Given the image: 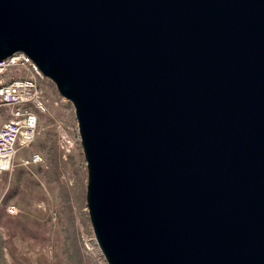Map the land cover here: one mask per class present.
<instances>
[{
  "label": "water",
  "instance_id": "1",
  "mask_svg": "<svg viewBox=\"0 0 264 264\" xmlns=\"http://www.w3.org/2000/svg\"><path fill=\"white\" fill-rule=\"evenodd\" d=\"M72 103L107 264H264V0H0V61Z\"/></svg>",
  "mask_w": 264,
  "mask_h": 264
},
{
  "label": "rangeland",
  "instance_id": "2",
  "mask_svg": "<svg viewBox=\"0 0 264 264\" xmlns=\"http://www.w3.org/2000/svg\"><path fill=\"white\" fill-rule=\"evenodd\" d=\"M18 76L26 75L12 70L2 79ZM40 84L46 110L38 114L36 137L0 173V264H107L87 208L88 171L74 107L52 81ZM7 119L2 106L0 125ZM62 132L73 141L67 150ZM32 155L41 161L26 164Z\"/></svg>",
  "mask_w": 264,
  "mask_h": 264
},
{
  "label": "built area",
  "instance_id": "3",
  "mask_svg": "<svg viewBox=\"0 0 264 264\" xmlns=\"http://www.w3.org/2000/svg\"><path fill=\"white\" fill-rule=\"evenodd\" d=\"M12 70L26 76L5 82L2 78ZM43 78L33 61L23 53L0 61V107L8 110L7 121L0 125V173L10 171L18 153L28 148L36 137L38 114L46 110L40 84ZM60 143L67 150L73 141L62 132ZM40 161L39 155H32L26 164Z\"/></svg>",
  "mask_w": 264,
  "mask_h": 264
},
{
  "label": "bare ground",
  "instance_id": "4",
  "mask_svg": "<svg viewBox=\"0 0 264 264\" xmlns=\"http://www.w3.org/2000/svg\"><path fill=\"white\" fill-rule=\"evenodd\" d=\"M12 212H13V210H12Z\"/></svg>",
  "mask_w": 264,
  "mask_h": 264
}]
</instances>
